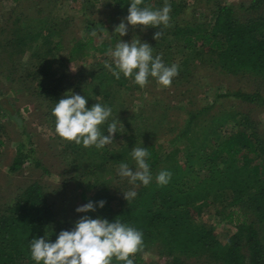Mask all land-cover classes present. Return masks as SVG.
Listing matches in <instances>:
<instances>
[{
  "label": "trees",
  "instance_id": "trees-1",
  "mask_svg": "<svg viewBox=\"0 0 264 264\" xmlns=\"http://www.w3.org/2000/svg\"><path fill=\"white\" fill-rule=\"evenodd\" d=\"M211 1L168 0L171 5L169 27H149L144 31L128 25L127 36L136 42L150 44L153 56L160 55L165 65H178L179 75L172 84L185 88L180 97L186 98L189 92L190 97L194 96L192 67L197 68L193 62L196 59L207 70L214 69L226 75H253L261 82V90L225 89L217 93V99L234 98L264 105V0H251L248 6L220 2L207 12L202 5ZM131 2L114 0L112 17L126 21ZM164 4L165 0H144L141 7L150 6L155 10ZM190 9L192 13L187 14ZM237 9L253 15L241 17ZM204 13L213 17L201 15ZM98 23L86 17V36H73L68 41L65 36L67 26L65 28L57 22L32 35L15 33L5 41L11 48L20 47V53L8 51L10 65H7L9 74L6 78L14 80L13 76L24 70L26 86H30L46 104L45 114L53 127L56 118L52 109L67 93L73 92L85 96L89 108L97 102L110 107L109 123L115 119L117 127L126 128L121 135L116 134L124 142L120 151L109 144L103 149L85 148L82 144L65 141L56 133L61 146L58 155L68 165L63 183L80 182V186H84L82 200L85 204L91 201L96 205L95 212L81 213V217L88 215L109 222L119 219L142 231L144 250L130 257L134 264L141 263L144 251L154 244H158L165 255L163 264H185L187 258L202 257L214 264H264V134L248 116H244L230 134L211 140V136L218 132L216 125L201 122L200 126L205 129L203 136L210 138L207 139L210 144L205 145L202 135L190 134L189 130L211 104L187 110L183 129L163 150V145L153 139L154 127L150 120L163 122L174 106L162 96L163 89H157L161 92L157 91L151 99L142 98L144 106L137 112L131 110V91L142 89L134 82V77L128 79L121 73L120 79H116L105 68V62L115 67L107 53L110 48L115 49L117 39L103 38L97 42L91 32ZM160 30L163 35L157 41L153 37ZM91 58L93 62L90 61L86 75L81 71L75 74L69 71V63ZM72 79L78 81L71 82ZM18 80H23L20 75ZM148 84L158 86L152 77H149ZM150 106L153 113L146 111ZM18 124L24 128L22 122ZM143 127L147 128L145 132L138 131ZM101 130L107 135V124ZM5 138L6 129L0 121V150L5 145ZM137 141L139 147H145L149 152L147 163L152 182L147 187L139 181L133 186L118 175V166L122 162L128 163L135 171L131 152ZM36 153L33 134L28 132L20 140L9 173L16 174L26 167H33L49 174V168ZM182 156L186 158L183 162L180 160ZM196 160L202 165L200 169L195 168ZM205 167L207 171L201 176L200 171ZM162 170L172 173L166 186L156 182V176ZM109 174L111 177L105 179ZM122 180L127 184L126 190L120 187ZM99 183L103 186L98 188ZM133 189L138 194L129 204L123 191ZM53 198L42 182L34 180L2 201L0 264H36L31 258L32 239L44 237L55 242L60 231L73 229L81 217L62 219ZM102 200L106 203L100 208L99 201ZM208 200H224L230 208L227 218L236 230L229 236L221 235L213 224L200 220L203 212L210 208ZM113 264L124 262L113 259Z\"/></svg>",
  "mask_w": 264,
  "mask_h": 264
},
{
  "label": "rangeland",
  "instance_id": "rangeland-1",
  "mask_svg": "<svg viewBox=\"0 0 264 264\" xmlns=\"http://www.w3.org/2000/svg\"><path fill=\"white\" fill-rule=\"evenodd\" d=\"M250 1L212 0L202 5V7L209 12L208 10L211 7L216 6L220 2L235 6L241 4L248 6ZM114 4V0H0V90L2 92L0 95V121L6 129V142L0 150V204L7 197L13 196L32 181L39 180L54 197V206L62 219L72 220L76 217H81V213H78L76 209L85 205L81 198V191L84 186H80L81 183L78 181L63 183L64 177L68 173V165L58 155L61 146L56 137L55 124L53 127L52 122L46 116L47 107L42 98L34 93L30 86H26L23 77L24 70L21 69V72L17 75L13 74V77L16 78L14 80L10 81L6 78V74H9L7 65H10L7 58L8 51L12 50L20 53V47L15 45L11 48L5 41L16 35L15 33L21 32L22 34L32 35L37 30L50 26L52 22H57L60 26L63 24L65 28L67 26L65 34L67 41L73 36H86L87 33L84 31L85 18L91 17L99 22V25L95 26L97 42L103 38L110 40L111 37H115L117 39L116 44L120 40L131 43L133 40L129 36L121 37L119 33H115L116 26L122 20L119 17L117 19L112 17ZM188 13H192V9L187 11ZM238 13L241 17L253 15V13H246L241 9L238 10ZM201 15L213 17L209 13ZM28 55L29 52H27V56L25 53L26 58ZM90 61L93 62V58L89 61L71 62L68 65V69L72 74L81 71V73L83 72L86 75V69L90 66ZM193 62L197 68L192 67L195 82L193 85L194 96L192 97L189 95L190 92L186 98L180 97L181 91L185 90V88L175 84H172L169 88L159 84L155 88L152 84H148L146 87L141 88L142 90L136 88V91H131L132 96H129L132 103L131 110L135 112L144 106L142 98L149 97L151 99L159 91L157 89H163L164 93H162V96L167 103L174 106L169 110V114L163 122H159L157 119L150 120L154 127V132L152 129L151 131L155 142L158 145H163L162 148L165 150L169 140L183 129L187 119V110L199 109L211 104L210 108L203 111L193 123L189 130L190 134L195 133L198 136L205 134V129L200 126L201 122L212 124L213 126L215 124L218 132L211 136V140H216L221 136H227L235 130L236 123H241L244 116H248L259 132L264 134V105L234 98L217 99V93L225 89L261 90V82L253 75H226L214 69L207 70L203 68L196 59H193ZM19 75L23 80H18ZM72 81L78 80L72 79ZM152 108L150 106L146 111L153 113L151 111ZM18 122H22L24 128ZM145 129L147 128L143 127V129L140 128L138 131L145 132ZM122 131L125 132L126 128L117 127V133L119 132L121 135ZM28 132L33 134V145L37 150L36 155L49 168V174H43L40 169L33 167H26L16 174L9 173V165L16 153V149L19 147L20 140L24 139ZM116 134L115 139L109 145L116 151H120L124 142ZM203 139L205 145L210 144V140H207L210 139L209 137L203 136ZM139 146L140 142L137 141L136 147ZM184 159H186L185 156H182L180 160L183 162ZM194 165L196 169L202 167L197 160ZM206 171V167L204 170L202 169L200 171L201 176ZM109 177H111L110 174L106 175L105 179ZM102 186L100 183L97 185L98 188ZM120 187L122 190L127 189V184L124 180L121 181ZM208 203H210V208L203 212L200 220L213 224L221 235L229 236L232 234L236 227L227 218L230 208L225 205V201L208 200ZM164 262L165 255L161 253L160 246L154 244L144 251L142 262L138 264H163ZM185 264L214 263L202 257L200 259L187 258L185 259Z\"/></svg>",
  "mask_w": 264,
  "mask_h": 264
},
{
  "label": "clouds",
  "instance_id": "clouds-1",
  "mask_svg": "<svg viewBox=\"0 0 264 264\" xmlns=\"http://www.w3.org/2000/svg\"><path fill=\"white\" fill-rule=\"evenodd\" d=\"M144 0H132L128 9L126 21H122L115 28V33L126 36L128 25L133 28L140 27L146 31L149 27L161 29L169 27L171 21V5L168 0L160 9L153 10L150 6L141 7ZM95 29L91 36L95 37ZM163 35L162 30L154 34V39L159 40ZM108 56L113 64L105 62V68L112 72L116 79H120L121 73L125 78L132 79L141 88L149 83V77L155 78L159 85L165 88L171 87L173 79L179 75L177 64L165 65L160 55L153 56V48L147 42L131 43L120 40L115 49H109ZM70 93V94H69ZM67 93L52 109L55 119L56 133L67 142L83 145L85 148L95 147L103 149L111 144L117 133V120L113 119L110 107L95 103L91 108L87 107L88 100L85 96ZM107 124V135L101 128ZM131 157L135 161V171L128 163H120L118 175L121 179H127L128 183L137 186L139 181L147 187L152 182L150 166L147 163L148 149L134 147ZM172 173L162 170L156 176V182L160 186H166L171 180ZM124 198L130 202L137 196L133 190L123 191ZM105 201H99V207L105 206ZM78 213L95 212L96 205L88 202L76 209ZM31 258L36 264H113V259L134 264L136 254L143 252V232L122 223L119 219L109 222L104 218L93 219L88 215L82 216L72 230L60 231L55 242L44 237L34 238L30 245Z\"/></svg>",
  "mask_w": 264,
  "mask_h": 264
}]
</instances>
